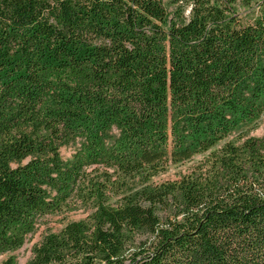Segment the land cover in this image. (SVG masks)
I'll return each mask as SVG.
<instances>
[{"label": "trees", "instance_id": "obj_1", "mask_svg": "<svg viewBox=\"0 0 264 264\" xmlns=\"http://www.w3.org/2000/svg\"><path fill=\"white\" fill-rule=\"evenodd\" d=\"M262 116L264 0H0V255L264 264Z\"/></svg>", "mask_w": 264, "mask_h": 264}, {"label": "rangeland", "instance_id": "obj_2", "mask_svg": "<svg viewBox=\"0 0 264 264\" xmlns=\"http://www.w3.org/2000/svg\"><path fill=\"white\" fill-rule=\"evenodd\" d=\"M237 13L242 18H247L253 16L252 9H246L245 7L238 6ZM264 132V116L259 121L258 128L249 134L250 137L258 138ZM74 150V146H69L67 148H63L61 150V155L64 159L70 158ZM205 156L197 155L191 161L186 163H181L179 165H172L169 164L166 168V171L163 173L155 176L151 183L154 185L164 184L167 182H175L181 180L183 177L189 175L194 171L197 166L202 164L205 160ZM74 210L72 211H65L60 213L59 215H45L42 219H40L37 223L36 230L33 234L29 235L26 239L25 244L22 248L14 253L3 254L0 255V262L6 260L8 257L13 256L16 259V264H26L32 254L31 248L39 243L46 233L52 232L56 233L59 232L60 229L71 222L84 220L91 212L88 208L80 205H76Z\"/></svg>", "mask_w": 264, "mask_h": 264}]
</instances>
